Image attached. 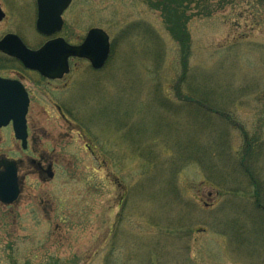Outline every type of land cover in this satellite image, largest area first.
<instances>
[{
  "label": "rangeland",
  "instance_id": "obj_1",
  "mask_svg": "<svg viewBox=\"0 0 264 264\" xmlns=\"http://www.w3.org/2000/svg\"><path fill=\"white\" fill-rule=\"evenodd\" d=\"M0 5V40L39 49L35 0ZM176 14L190 39L180 89ZM64 22L71 44L106 31L111 58L96 72L75 60L63 81L0 61L30 97L28 150L11 125L0 133V158L22 162L19 202L0 204V264H264L254 189L233 170L243 133L190 101L208 94L257 136L264 190V0H74ZM224 135L228 157L211 156ZM42 155L55 162L47 182L29 163Z\"/></svg>",
  "mask_w": 264,
  "mask_h": 264
},
{
  "label": "water",
  "instance_id": "obj_2",
  "mask_svg": "<svg viewBox=\"0 0 264 264\" xmlns=\"http://www.w3.org/2000/svg\"><path fill=\"white\" fill-rule=\"evenodd\" d=\"M72 0H37V31L42 35H53L62 29V14ZM5 15L0 8V22ZM0 52L18 60L25 69L39 73L49 80H61L70 71L69 59L89 61L94 70L102 69L110 52L109 36L101 29L88 32L84 42L71 46L63 39L46 43L39 50L28 49L15 35H7L0 41ZM30 105L28 93L22 83L0 77V131L12 123L16 140L22 149L28 146L27 114ZM53 178L52 173H48ZM20 195L18 164L5 158L0 159V202L13 204Z\"/></svg>",
  "mask_w": 264,
  "mask_h": 264
},
{
  "label": "trees",
  "instance_id": "obj_3",
  "mask_svg": "<svg viewBox=\"0 0 264 264\" xmlns=\"http://www.w3.org/2000/svg\"><path fill=\"white\" fill-rule=\"evenodd\" d=\"M175 1L180 3V1H182V0H175ZM193 1H195V0H185L186 6L190 3H192ZM178 5L179 4H177V6ZM174 16H175L174 18H173V16H170V18H169V21L171 23L169 26V31L171 32L174 39L182 46V51H183V62H182V64H183L184 69H183V74L180 77V80L178 82V88L180 89L181 84H183L187 79V74H188V69H187L188 62H187V60H188V56H189L190 39H189V34H188L189 32L186 28V23H181L179 21V19H178L180 17L179 15L176 14ZM3 61H5L8 64L15 63V61L8 59V58H3ZM3 61L0 63V65H1L0 71L7 67L3 63ZM193 93L196 96V98L195 97L191 98L192 100H190V101L192 103L198 104L199 108L209 107L211 117H217L222 122L227 123V125L232 126V127L236 128L237 130H240L243 133V137H244V141H245V147L243 149V155L239 159V161H237L238 167H234L233 170L236 169L248 177V179L252 185V188L254 189L253 198H254V204H255L254 211H255L256 215L252 216V220L256 224H260L259 221H261V226H262V229L264 230V190H263V184H262V182H260V180H259L258 176L255 174V170H254L255 162L259 158L260 149H261V145L258 142L257 136H255V135L251 136L249 134V132L244 128V126L240 125V123L237 121V118L235 117V115L233 113L227 111V109L225 110L223 108H218L220 106H218L217 104H214L213 99H211L208 94L199 92L197 90H195ZM196 111L198 112V114L200 113V110H196ZM224 127H225V125H224ZM225 129H226V127H225ZM225 134L227 135V132ZM218 137H219L218 139H220V142H219V140H218V142H215L216 139H214V142H211L210 148L214 147L215 149L210 150L211 151L210 155L217 158L219 148L220 149L223 148L224 152L227 154V157H228L227 147L229 148L230 142H228L226 140L225 135L223 136V138H221L222 136H218ZM197 164L200 165V163H197ZM214 164L218 165L221 163H213V162L209 163L208 169L210 170ZM221 165H223V164H221ZM226 168H227V166H226ZM203 169L205 170V168H203ZM208 169L206 172H208ZM263 234H264V231H263ZM262 241H264V240L262 239Z\"/></svg>",
  "mask_w": 264,
  "mask_h": 264
},
{
  "label": "flooded vegetation",
  "instance_id": "obj_4",
  "mask_svg": "<svg viewBox=\"0 0 264 264\" xmlns=\"http://www.w3.org/2000/svg\"><path fill=\"white\" fill-rule=\"evenodd\" d=\"M73 2H74V0H72L71 1V4H70V6L68 7V9L67 10H65V12L62 14V21H63V25H62V29H61V31H59V32H57V33H55V34H53V35H50V36H47V35H41L40 33H38V31H37V29H36V23H37V18H38V4H37V0H35V7H36V21H35V26H34V28H35V31L42 37V38H44L46 41L43 43V45L44 44H46V43H48V42H50V41H53V40H56V39H63L67 44H69V45H71V46H78V45H80V44H78V45H76V44H71L69 41H67V39L66 38H64L63 36H61V34H63L62 32L64 31V27H65V22H64V15H65V13L71 8V6H72V4H73ZM0 8H1V5H0ZM1 10H2V8H1ZM3 11V10H2ZM3 13H4V15H5V17H4V19L0 22V23H2L4 20H5V18H6V14H5V12L3 11ZM10 34H13V35H15V36H17L18 38H20V40H22L23 41V39L20 37V36H18L17 34H14V33H10ZM10 34H7V35H10ZM6 36V35H5ZM3 38V37H2ZM24 42V41H23ZM25 43V42H24ZM42 45V46H43ZM41 46V47H42ZM111 50H112V45H111ZM1 58L2 57H4V56H0ZM75 60H78V59H69V69H70V72H69V74L71 73V70H72V67H71V64L73 63V61H75ZM16 64H18V63H16ZM20 65V64H19ZM21 66V65H20ZM21 68H22V70H25L22 66H21ZM105 68V67H104ZM103 68V69H104ZM102 69V70H103ZM101 70V71H102ZM33 73H35V72H33ZM35 74H37V73H35ZM68 74V75H69ZM38 76H40L39 74H37ZM68 75H66L63 79H62V81L68 76ZM2 77V76H1ZM41 77V76H40ZM4 78V77H3ZM42 78V77H41ZM7 79H10V78H7ZM43 80H47V79H44V78H42ZM12 80H16V81H20L22 84H23V82L21 81V80H18V79H12ZM47 81H49V80H47ZM26 88V87H25ZM29 94V93H28ZM28 133H29V131H28ZM29 163H30V165L32 166V168L35 170V172L37 173V175L39 176V178L42 180V181H44V182H47L49 179H48V173H54V166H55V162L54 161H51V160H49V159H47V157L46 156H44V155H42V156H40V157H38L37 159H34V158H30V160H29ZM22 165V162L21 161H19V163H18V175H19V170H20V166ZM19 187H20V195H19V197H18V199L12 204V205H10V206H4L2 203H0L2 206H4V207H14L18 202H19V199H20V197H21V194H22V184H21V182H20V179H19Z\"/></svg>",
  "mask_w": 264,
  "mask_h": 264
}]
</instances>
